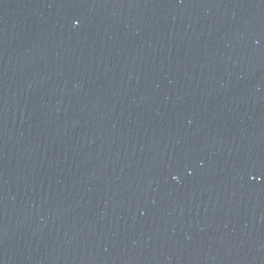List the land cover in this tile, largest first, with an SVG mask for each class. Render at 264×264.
<instances>
[{
	"label": "water",
	"instance_id": "95a60500",
	"mask_svg": "<svg viewBox=\"0 0 264 264\" xmlns=\"http://www.w3.org/2000/svg\"><path fill=\"white\" fill-rule=\"evenodd\" d=\"M0 264H264V0H0Z\"/></svg>",
	"mask_w": 264,
	"mask_h": 264
}]
</instances>
